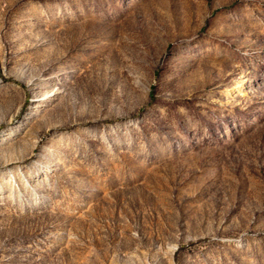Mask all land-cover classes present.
<instances>
[{
  "label": "rangeland",
  "instance_id": "374dc122",
  "mask_svg": "<svg viewBox=\"0 0 264 264\" xmlns=\"http://www.w3.org/2000/svg\"><path fill=\"white\" fill-rule=\"evenodd\" d=\"M0 264H264V0H0Z\"/></svg>",
  "mask_w": 264,
  "mask_h": 264
}]
</instances>
